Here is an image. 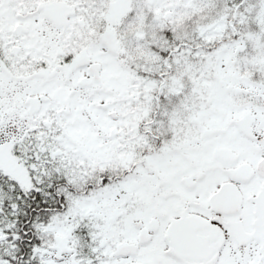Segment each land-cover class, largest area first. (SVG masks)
Listing matches in <instances>:
<instances>
[{"label": "snow or ice", "instance_id": "6c2138e0", "mask_svg": "<svg viewBox=\"0 0 264 264\" xmlns=\"http://www.w3.org/2000/svg\"><path fill=\"white\" fill-rule=\"evenodd\" d=\"M0 264H264V0H0Z\"/></svg>", "mask_w": 264, "mask_h": 264}]
</instances>
